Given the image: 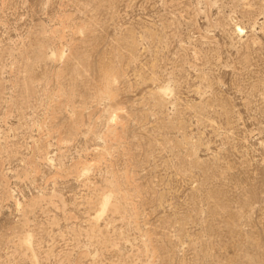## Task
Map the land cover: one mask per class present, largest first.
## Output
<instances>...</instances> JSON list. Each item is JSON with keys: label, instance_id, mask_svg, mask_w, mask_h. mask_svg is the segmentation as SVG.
Listing matches in <instances>:
<instances>
[{"label": "rangeland", "instance_id": "obj_1", "mask_svg": "<svg viewBox=\"0 0 264 264\" xmlns=\"http://www.w3.org/2000/svg\"><path fill=\"white\" fill-rule=\"evenodd\" d=\"M0 264H264V0H0Z\"/></svg>", "mask_w": 264, "mask_h": 264}, {"label": "bare ground", "instance_id": "obj_2", "mask_svg": "<svg viewBox=\"0 0 264 264\" xmlns=\"http://www.w3.org/2000/svg\"><path fill=\"white\" fill-rule=\"evenodd\" d=\"M107 206H108V204H107V202H105L104 205H103V210L106 209Z\"/></svg>", "mask_w": 264, "mask_h": 264}]
</instances>
